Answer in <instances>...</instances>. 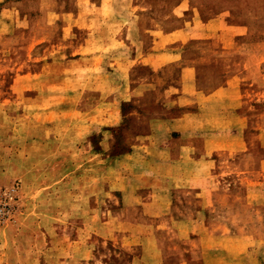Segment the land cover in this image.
<instances>
[{
    "label": "rangeland",
    "instance_id": "1",
    "mask_svg": "<svg viewBox=\"0 0 264 264\" xmlns=\"http://www.w3.org/2000/svg\"><path fill=\"white\" fill-rule=\"evenodd\" d=\"M177 1L150 0L149 10L136 14L132 25L122 8L114 19L105 9L103 14L93 11L80 17L75 0H0V186L17 183L19 187L13 216L0 223V264L188 262L183 254L191 245L162 244V239L174 238L160 230L149 233L146 227L120 226L121 221L135 219V211L122 209L109 184L120 173L113 160L129 152L136 139L149 131V121L159 116L162 82L174 83L179 75L176 64L164 69L135 64L129 69L130 91L135 88L132 100H122L128 93L120 80L128 55L142 46L152 57L161 50L162 36L113 34L138 25L152 31L178 25L172 14L180 5ZM181 7L187 14L197 13L202 22L227 11L231 22L247 25L248 34L238 37V42L264 40V0H190ZM118 38L125 45H116ZM206 44L207 40L195 39L183 47L189 51ZM216 56L222 59L221 52ZM206 69L197 68L198 85L204 91L219 82L207 84L213 71ZM214 75L222 78V68H215ZM260 75L263 100L257 111L262 113L254 116L251 110L248 147L236 154L237 168H230L237 173L217 184L230 187L228 202L220 201L229 208L204 213L210 222L217 215L230 218L238 225L230 229L236 235L261 232L254 225L260 216L264 225V62ZM116 105L118 116H104ZM118 117L117 123L103 125L107 132L97 131L100 118L110 123ZM256 126L261 133H255ZM79 164L86 169L81 180ZM67 172L70 177L63 179ZM84 186L86 196H80L79 188ZM248 187L254 190L250 199L258 205L243 200ZM260 189L262 196L255 198ZM143 236L150 242L142 244ZM212 246L216 245L193 248L190 264H202V252ZM258 249L264 264V243Z\"/></svg>",
    "mask_w": 264,
    "mask_h": 264
},
{
    "label": "crops",
    "instance_id": "2",
    "mask_svg": "<svg viewBox=\"0 0 264 264\" xmlns=\"http://www.w3.org/2000/svg\"><path fill=\"white\" fill-rule=\"evenodd\" d=\"M66 1L70 3L74 0ZM75 1L80 4V17L93 11L103 14L105 9L110 18L114 19L115 13L122 8L126 10L124 14H128L132 25H136V14L149 10L147 4L150 2ZM189 2H176L180 5L175 6L172 14L179 20L178 25L174 23L170 28L162 27V31H152L138 25L128 29L127 33L119 31L113 34L115 37L118 34L140 37L151 33L162 36L161 50L158 49L159 52L152 54V57L148 49L142 46L140 50L136 47L128 55V65L120 77L122 83L127 84L128 91L127 97H121L122 100L131 101L133 97L135 88L130 91L129 86L132 82L129 69L133 65L146 64L154 69H164L176 64L179 68L174 83H166V80L165 84L162 82V109L157 118L149 121V131L136 139L129 152L113 160L118 163L120 173H117L114 181L109 182L110 190L118 193L122 209L134 210L136 217L119 224L146 227L149 233L150 229L153 232L160 230L162 235L174 238L162 239V244L181 242L191 245L185 247L183 254L188 260L186 264L194 259L193 248L203 244L216 246L202 252V264H262V254L258 249L264 243L262 216L256 219L258 222L254 220V225L261 228V232L236 235L230 229L238 225L232 223L234 221L230 218H219L217 215L210 222L204 213L228 210V205L220 204V201L228 202L230 187L217 184L221 178L236 172L230 169L240 164L235 156L245 152L248 147L246 133L250 132L251 110L254 116L262 113L257 111V104L263 100L260 68L264 62V40L238 42V37L248 34L246 24L231 22L227 11L202 22L197 13L184 12L181 5ZM90 6L92 10L88 11ZM195 39L207 40L206 46L185 50L183 46ZM119 40L115 41L116 45H125V42L120 43ZM213 40L219 44L215 45ZM127 45L132 46L133 43ZM216 52H221L222 59H217ZM158 57L162 60L158 61ZM94 67H97V63ZM201 67L207 68L208 73L213 71V74L210 72V76L206 77V83L214 84L217 79V86L207 91L201 89L197 78V68ZM215 68H222V78L214 75ZM113 115H119L117 105L104 113V116ZM101 118L98 121L101 124L97 130L99 132H107L103 130V125L111 126L119 121L118 117L110 123H103ZM253 129L255 133L262 132L259 126ZM81 166L79 164V180L86 176V169H81ZM65 174L63 179L70 177V172ZM255 184L252 183L253 186ZM253 192L251 187L244 192L243 200L248 204L253 203V199H250ZM81 193L86 196L85 186L79 188L80 196ZM262 193L261 189L256 190L255 198L261 197ZM254 203L258 205L256 199ZM148 239V236H143L140 241L146 244L150 242Z\"/></svg>",
    "mask_w": 264,
    "mask_h": 264
},
{
    "label": "built area",
    "instance_id": "3",
    "mask_svg": "<svg viewBox=\"0 0 264 264\" xmlns=\"http://www.w3.org/2000/svg\"><path fill=\"white\" fill-rule=\"evenodd\" d=\"M18 189L17 183L0 186V223L13 216L19 199Z\"/></svg>",
    "mask_w": 264,
    "mask_h": 264
}]
</instances>
